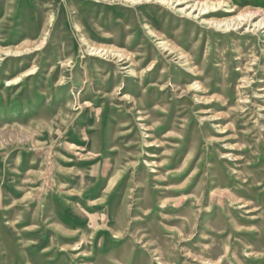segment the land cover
<instances>
[{
	"label": "rangeland",
	"instance_id": "1",
	"mask_svg": "<svg viewBox=\"0 0 264 264\" xmlns=\"http://www.w3.org/2000/svg\"><path fill=\"white\" fill-rule=\"evenodd\" d=\"M225 1L0 0V264H264V0Z\"/></svg>",
	"mask_w": 264,
	"mask_h": 264
},
{
	"label": "bare ground",
	"instance_id": "2",
	"mask_svg": "<svg viewBox=\"0 0 264 264\" xmlns=\"http://www.w3.org/2000/svg\"><path fill=\"white\" fill-rule=\"evenodd\" d=\"M159 1H161V2H163V3H165V4H168V3H170L171 2V4H173V3H176L177 5H179V4H181V5H184V7H185V10H188V13H190L191 12V10H192V8L194 7V6H196V4H197V6H198V4H200V3H202L201 5H203L204 6V8H203V11L204 10H207L206 12H210V11H218V10H222L221 8L220 9H216V7L217 6H223L224 7V9H226L227 11H225V12H231L232 10H230V8L231 7H229L228 6V2L227 1H225V0H217V1H215V0H197V2H196V0H192V1H195V2H193L192 4H189V1H191V0H189V1H186V0H159ZM191 1V2H192ZM164 4V5H165ZM170 6V5H169ZM183 7V8H184ZM183 8H181V10L183 9ZM224 11V10H223ZM257 11V10H256ZM256 11H251L249 14L247 13V16L249 17V16H253V14L256 12ZM245 13V12H244ZM257 15V14H256ZM243 16H244V14H238V15H235V16H222V17H218V18H209V22H211L212 23V25L214 26V27H216V28H224V29H226V28H229V26L232 24V22H235V24H239L241 21L243 22ZM264 16V15H263ZM250 18V17H249ZM204 20H206V19H204ZM237 22V23H236ZM253 21H249V20H247V23H249V24H253V26L254 27H264V18H261V19H259V20H257V21H255V22H253ZM234 24V25H235ZM233 25V26H234ZM164 41V40H163ZM161 42V41H160ZM170 42V41H169ZM264 42V41H263ZM162 44L164 45V46H166L167 48H169V49H172V50H176L177 48H176V46L175 45H173V44H170V43H167V42H162ZM264 49V48H263ZM23 51V50H22ZM0 52H1V50H0ZM19 52H21V50H19V49H4L3 50V53H4V55L5 54H8V53H12V54H18ZM184 53V52H183ZM21 54V53H20ZM181 56H182V54H181ZM184 56H185V54H184ZM184 58V57H183ZM153 64V63H152ZM192 68V67H191ZM132 70V69H131ZM192 70V69H191ZM130 71V70H129ZM13 79V78H12ZM11 79V80H12ZM10 80V79H9ZM14 80V79H13ZM15 81V80H14ZM11 82V81H10ZM198 82V81H197ZM9 83V82H8ZM7 84V83H6ZM199 84V83H198ZM202 85V84H201ZM200 85V86H201ZM197 86V85H196ZM199 87V86H198ZM202 88H203V86H202ZM191 89V88H190ZM194 90V89H193ZM204 90V89H203ZM201 100H210L209 98L208 99H206V98H201ZM208 103V102H207ZM213 118H216V115H211ZM206 117V116H205ZM209 117V116H208ZM219 117V116H218ZM220 128V127H219ZM224 128V127H223ZM221 130H222V128H221ZM224 131V130H223ZM151 142V141H150ZM146 143V142H145ZM151 144V143H150ZM231 147H232V145H231ZM234 156V155H233ZM236 158V157H235Z\"/></svg>",
	"mask_w": 264,
	"mask_h": 264
}]
</instances>
